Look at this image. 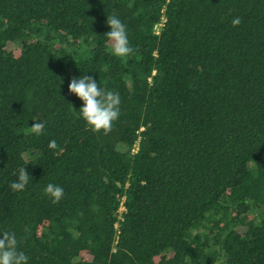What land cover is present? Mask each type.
I'll use <instances>...</instances> for the list:
<instances>
[{
	"label": "trees",
	"instance_id": "trees-1",
	"mask_svg": "<svg viewBox=\"0 0 264 264\" xmlns=\"http://www.w3.org/2000/svg\"><path fill=\"white\" fill-rule=\"evenodd\" d=\"M84 75L121 97L106 132ZM0 232L29 264H264V0H0Z\"/></svg>",
	"mask_w": 264,
	"mask_h": 264
},
{
	"label": "clouds",
	"instance_id": "clouds-1",
	"mask_svg": "<svg viewBox=\"0 0 264 264\" xmlns=\"http://www.w3.org/2000/svg\"><path fill=\"white\" fill-rule=\"evenodd\" d=\"M232 23L237 25L240 20L234 19ZM106 24L110 31L105 37L112 45V54L120 58L129 56L133 49L130 46L126 24L117 15H108ZM68 91L82 102V106L76 112L93 131L106 132L119 118L121 104L119 93L101 87L93 76L73 77L68 85ZM43 128L42 123L35 121L31 126L35 133H40ZM56 147L55 140L49 142L50 149ZM29 177L26 168H21L16 174V179L10 184L11 190L14 192L24 191L29 183ZM44 191L53 199V202H59L64 194V189L54 183H48ZM0 264H29V257L20 250L19 241L14 232H0Z\"/></svg>",
	"mask_w": 264,
	"mask_h": 264
},
{
	"label": "built area",
	"instance_id": "built-area-1",
	"mask_svg": "<svg viewBox=\"0 0 264 264\" xmlns=\"http://www.w3.org/2000/svg\"><path fill=\"white\" fill-rule=\"evenodd\" d=\"M122 211H124L123 207L120 208L119 213H122Z\"/></svg>",
	"mask_w": 264,
	"mask_h": 264
}]
</instances>
